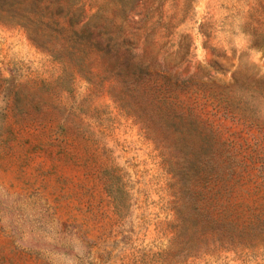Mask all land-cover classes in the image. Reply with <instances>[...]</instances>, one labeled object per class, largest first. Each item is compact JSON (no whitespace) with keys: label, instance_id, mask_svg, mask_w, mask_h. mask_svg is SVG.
Wrapping results in <instances>:
<instances>
[{"label":"rangeland","instance_id":"374dc122","mask_svg":"<svg viewBox=\"0 0 264 264\" xmlns=\"http://www.w3.org/2000/svg\"><path fill=\"white\" fill-rule=\"evenodd\" d=\"M0 264H264V0H0Z\"/></svg>","mask_w":264,"mask_h":264}]
</instances>
